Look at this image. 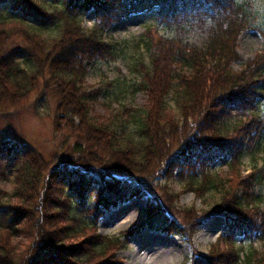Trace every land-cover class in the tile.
Masks as SVG:
<instances>
[{
	"label": "trees",
	"instance_id": "16d2710c",
	"mask_svg": "<svg viewBox=\"0 0 264 264\" xmlns=\"http://www.w3.org/2000/svg\"><path fill=\"white\" fill-rule=\"evenodd\" d=\"M36 2L14 0L11 11L0 5V23H20L21 28L9 35H22L25 28L33 44L39 42L36 34L41 29L57 26L56 35H59L46 47L33 45L30 55L29 49L27 54L22 48L0 50V86L23 98L36 84V77L42 76L38 73L48 68L55 84L51 88L61 102L56 114L73 128L79 126L87 133L93 131L94 135L87 142L92 144L93 150L89 151L113 150L118 158L113 164L120 163V166L109 167L112 162L98 166L96 161L64 156L59 167L53 168V162L46 161L29 146L18 145L6 150L22 163L14 173L17 180L12 192H0V196H4L0 197V264H113L114 253L124 247L126 235L145 225L185 236L190 242L191 235L203 221L219 213L228 217V225L207 250L204 257L208 262L262 264L251 244L254 235L264 236L263 196L248 190L246 183L239 196L234 194L236 189L233 188L236 179L238 182L241 179L237 164L246 152V142L257 134L255 145H260L264 135L261 107L264 53L242 61L237 52L240 33L251 26L255 28L256 14L251 0H72L66 4L63 0H41L38 7ZM88 8L93 11L94 21L91 27L83 28L79 19ZM149 10L156 13L157 25L168 32L159 36L161 52L153 61L149 59L151 65L154 62V74L147 80L148 109L144 112L127 109L125 116L122 109L119 120L113 123L115 126L107 119L96 117L85 121L87 112L83 101L85 97L89 100V96L81 92L82 63L89 55L95 58L119 54L123 47L105 45L101 40L103 30L129 13ZM183 19L189 23L186 33L176 25ZM2 37L3 33L0 39ZM141 42L151 55L155 49L151 39L143 38ZM32 50L43 55L41 60L37 55L36 62L44 67L37 68L34 64ZM232 63H239L241 68L234 71ZM140 82L131 87L140 89ZM170 91L180 121L176 117L160 116L159 107H163L164 97ZM164 111L167 112L165 108ZM74 117L79 125L73 123ZM205 125L206 132L198 135V130ZM76 152L80 154L84 150L79 146ZM134 153L143 157L138 166L130 163ZM122 159L125 166L121 165ZM151 160L154 169H164L168 177L178 170L177 178L187 185L184 191L208 195L196 196L203 201L217 195V203L208 210L185 206L183 212H172L158 196L144 191L147 185L142 178L122 174L126 173L122 169L135 171ZM214 162L231 168V179L226 186L221 180L208 177L211 174L208 166ZM253 177L254 185L264 184V156ZM115 180L118 182L114 183ZM206 182L208 185L203 192L201 189ZM242 182L241 179V185ZM91 191L95 198L88 200ZM142 195L152 204L144 207L148 217L139 224L141 228L136 226L123 233V240L96 232L97 224L110 208L132 196ZM255 206H262L261 212ZM58 209H61L59 213ZM20 235L24 236V241L15 256L19 250H14L11 241ZM88 237L92 239L86 244L84 239ZM232 247L240 249L239 256ZM221 249L227 254L217 255Z\"/></svg>",
	"mask_w": 264,
	"mask_h": 264
},
{
	"label": "rangeland",
	"instance_id": "374dc122",
	"mask_svg": "<svg viewBox=\"0 0 264 264\" xmlns=\"http://www.w3.org/2000/svg\"><path fill=\"white\" fill-rule=\"evenodd\" d=\"M40 1L37 0L36 2L37 7L40 5ZM68 1L72 0H63V3L66 4ZM13 2L14 0H0V5H4L2 7L11 11L12 6L14 7ZM251 2L256 14L254 22L255 28H251L252 26L247 28L238 37L237 52L242 61L253 59L257 53H264V0H251ZM52 9L49 10L52 12ZM88 9L81 14L82 18L79 19L81 22H79L80 26L83 28H89L93 25V11L91 8ZM55 10L56 13H59L57 9ZM63 20L62 18L61 22ZM74 21H77V17L74 18ZM157 21L158 19L154 11H138L129 13L128 16H124L110 23L109 27L103 30V38L101 40L104 41L105 45L113 44L117 48L118 44H120L123 48L119 54L115 52L113 55L104 54L103 56H95V58H91L94 55H89L88 59L82 63L83 70L80 80L82 81L83 91L81 92L89 96V100L85 97L83 101L87 112L84 117L85 121L90 122V119L95 120L96 117L102 120L107 119L110 125L115 126L113 123L119 120L122 109L125 110L124 116L127 113V109L143 110V112L148 109L147 80L154 74V62L151 65L149 59L153 61L158 55V52H161L159 49V36H161L160 34H167L168 32L167 29L157 25ZM176 25L182 28L185 33L189 29V23L184 21V19L177 22ZM20 26L22 25L18 22L0 23V35L1 33L4 34V37L0 39L1 51L22 48V52L26 54V50L29 49L30 55L33 45L46 47V44L51 43L59 35H56L57 26H53L47 30L41 29L40 33L36 34L39 42L33 44L31 39H29V33L24 31L26 30L25 28L22 30V35H9L15 32L16 29L21 28ZM143 38L151 39V46L155 48L151 55H149L144 44L141 42ZM125 44L127 45L126 47L124 46ZM32 55L33 62L37 68L44 67V65L36 62V56L38 54L35 50H32ZM18 56L21 57L22 55ZM37 57L41 60L43 55L39 54ZM16 62H21L22 65L20 59H17ZM231 67L234 71L241 68L239 63H232ZM38 74H42V76L39 75L36 77V84H34V87L23 98L11 94L5 87L0 86V192L2 194L11 193L13 184L17 180H15L14 173L21 166L22 161L20 162L19 159H15L6 150H11L18 145L29 146L34 152L42 155L46 161L53 162V168L59 167L62 161L61 158L64 156H72V158L86 162L96 161L98 166H106L110 162L112 164L109 167L120 166V163L114 165L118 161V158H116V153L113 150L110 152L108 150L100 151V149L96 151L97 153L89 151L93 150L91 148L92 144L87 143L90 141V137L94 135L93 131L87 133L85 130H81L79 126L73 128L56 114L61 102L56 92L51 88L55 85L54 80L48 74V68H45V70L40 71ZM139 81H141L139 84L140 89L135 90L131 87L132 84H137ZM175 84L174 82V86ZM106 92H109V94ZM172 95L173 92L170 91L164 97L163 107H159L161 111L160 116L176 117L180 121V114L177 113L173 106ZM5 97H10L12 100ZM261 107L264 110V99L261 100ZM164 108L167 112L164 111ZM73 123L79 125L77 117L73 118ZM256 140L257 134H254L246 142V152L237 164L238 176L240 175L243 185L240 183L241 179L239 182L236 179V186L233 188L236 189L234 190V194L236 193L239 196L241 190L245 188L246 183L249 187L248 190L250 189L253 193L255 192L254 194L259 192L263 196L264 204V184L254 185L255 181L253 177L257 173V168L262 164V158L264 156V135L261 138L260 145H255ZM79 146L84 150L80 154L76 152V147L78 149ZM250 149H253L252 153ZM134 154L137 156H134ZM134 154L132 156L133 160H130V163L138 166V162L143 157L141 155L138 156L137 153ZM125 164V160L122 159L121 165L125 166ZM208 167L211 171L208 177L214 181L221 180V184L226 186L227 181L231 179L229 178L232 174L231 168L225 164L219 165V162H214L211 167ZM122 170L126 172L122 174L127 175V177L142 178L147 185L144 186L146 187L144 191L150 196H158L162 203L165 202V205L166 203L168 204L172 212H183L182 209L185 206H194L200 210H208L210 206L217 203V195L212 198L208 197L206 201H203L200 197L196 196H205L206 194L195 195L191 191H184L187 185L185 181H180L177 178L178 170H174L173 176L168 177L164 169H154L152 160L147 166H141L135 169L138 172L129 170V173L125 169ZM92 173L94 172L92 171ZM44 174H46V171ZM63 182L65 184L67 183L66 180H63ZM207 185L208 183L206 182V185L202 187L201 191L205 192ZM200 187L201 185L198 186V188ZM165 188L166 190H161ZM87 198L88 200L95 198L93 191H91V194ZM145 199V195H142L139 199L135 197L131 199L137 200L138 202L131 200L125 201L126 203L124 202L123 207H127L122 212H119L121 208L110 209L105 214L106 216L97 224L96 232L102 236L107 235L123 240V233L130 232V229L135 227L138 220L144 219L145 210L143 201ZM76 201L77 199L74 198V203H77ZM77 207L78 205L76 204ZM255 207L261 212L262 206ZM60 210L58 209L57 212L59 213ZM77 212L80 214L79 210ZM66 215L69 216L68 209ZM219 223L222 224L219 218H212L207 223L204 221L199 230L194 231L191 235V245L188 244L185 236L161 232L145 225L143 226L144 229H148L150 233L157 234L161 237L152 240V249L146 248L144 245L130 238L131 234L126 235L124 247L122 245L115 251L112 263L205 264L199 258L203 259L207 250L215 242L220 231H216L217 224ZM144 229L142 230L143 232ZM213 236L215 237L212 239ZM90 239L92 238H85L84 243L87 244ZM145 239L151 241V237L148 235H145ZM23 241V235L12 239L11 245L13 243L14 250H19L15 253V256H18L21 249L20 244ZM251 246L255 248L258 262L264 264V236L258 237L256 234ZM232 251H234L236 256L240 255L239 248L232 247Z\"/></svg>",
	"mask_w": 264,
	"mask_h": 264
},
{
	"label": "bare ground",
	"instance_id": "6f19581e",
	"mask_svg": "<svg viewBox=\"0 0 264 264\" xmlns=\"http://www.w3.org/2000/svg\"><path fill=\"white\" fill-rule=\"evenodd\" d=\"M206 130H207V126L205 125V126H203V127H201V129H199L198 130V135H202V134H204L205 132H206ZM185 160V159H184ZM118 181H114V183H117ZM91 188H95V186H92ZM136 198V199H139V198H141V196H132V197H130L128 200H131V199H133V198ZM127 200V201H128ZM131 201H135V202H138L137 200H131ZM141 201V200H140ZM126 203V202H125ZM125 203H123V204H120L119 206H117L116 208H114V209H117V208H121L120 209V211L119 212H122L126 207H123V205L125 204ZM143 203H144V207H145V205H150V204H152V203H150L149 202V200H147V198L145 199V201H143ZM133 204V203H132ZM156 209H159L158 207H155ZM109 211V210H108ZM108 211L105 213V214H107L108 213ZM148 217V215L145 213L144 214V219H146ZM212 218H219L220 220H221V222H222V224L221 223H219V224H217V227H216V224H215V227H216V231L218 232L219 230V233H218V235L223 231V230H225L226 229V227H227V225H228V217L225 215H223V214H221V213H219V214H214V215H211V216H209L206 220H204V221H206V223L207 222H209ZM143 220V219H142ZM142 220H138L137 222H136V224H135V227L136 226H141V225H139V222H142ZM204 221H203V223H204ZM202 223V224H203ZM202 224L199 226V228L202 226ZM141 228V227H140ZM199 228L197 229V230H199ZM144 228L142 227V229L140 230H137V231H135L134 233H132L131 234V236H130V238H132L133 240H135V241H137L138 243H140V244H142V245H144V247H146V248H149V249H152V240H154V239H156L157 237H159L157 234H152V233H150L149 231H148V229H144V232L142 231ZM196 230V231H197ZM166 233V232H165ZM150 234H151V236H150ZM217 234V233H216ZM145 235H148L149 237H151V241H148L147 239H145ZM215 236H213L212 237V239L214 238ZM159 238H161V237H159ZM149 239V238H148ZM188 244H190L191 245V243L190 242H188ZM219 254H221V255H224V254H227V251L226 250H224V249H221L220 251H219V253L217 254V255H219ZM217 255H215V256H217ZM204 259V260H203ZM203 259H201V258H199V260H201V262L203 261L205 264H210L209 262H208V260L205 258V257H203ZM197 261H198V259H197ZM200 264V263H199Z\"/></svg>",
	"mask_w": 264,
	"mask_h": 264
}]
</instances>
